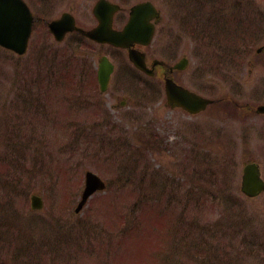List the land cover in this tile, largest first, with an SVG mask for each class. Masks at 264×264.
Returning <instances> with one entry per match:
<instances>
[{
  "label": "rangeland",
  "instance_id": "1",
  "mask_svg": "<svg viewBox=\"0 0 264 264\" xmlns=\"http://www.w3.org/2000/svg\"><path fill=\"white\" fill-rule=\"evenodd\" d=\"M29 1V51L0 47V264H54L55 246L69 264H264V193L240 190L247 160L264 178V0H152L162 12L152 57L186 53L175 78L217 100L196 117L160 111L163 79H147L124 50L75 33L55 41L45 21L71 10L93 26L96 0ZM102 54L115 71L100 94ZM88 169L109 187L75 215ZM34 190L42 211L30 208ZM166 228L178 261L155 255L174 244Z\"/></svg>",
  "mask_w": 264,
  "mask_h": 264
},
{
  "label": "water",
  "instance_id": "2",
  "mask_svg": "<svg viewBox=\"0 0 264 264\" xmlns=\"http://www.w3.org/2000/svg\"><path fill=\"white\" fill-rule=\"evenodd\" d=\"M120 8L119 4L100 0L94 7V13L99 19V24L88 30L76 26L75 17L70 12H64L60 18L52 20L49 26L57 40L60 41L68 31L76 29L91 39L128 47L130 58L134 63L140 68L147 70L143 62V54L130 47L139 40L145 43L147 42L152 33L150 32L151 27L146 24L145 19H147V15L152 16L148 14L151 10L155 11L154 15L156 16L159 15V12L151 2H140L132 7L129 22L122 29H116L113 27V16ZM32 23L33 15L23 0H0L1 44L20 53H24L27 49ZM111 70L112 64L109 63L107 57L104 56L101 61L99 72V80L102 89L107 87ZM166 89L169 103L172 105H181L192 112H197L205 108L211 101L208 98L176 84L171 79L167 80ZM259 111L264 112V104L259 106ZM104 187L105 184L101 178L93 172L88 171L86 174V186L76 210L79 211L84 206L89 196L96 189ZM242 190L250 196H255L264 190V180L261 177L260 165L254 160L244 164ZM41 207V197L37 194H33L32 208L37 209Z\"/></svg>",
  "mask_w": 264,
  "mask_h": 264
},
{
  "label": "flooded vegetation",
  "instance_id": "3",
  "mask_svg": "<svg viewBox=\"0 0 264 264\" xmlns=\"http://www.w3.org/2000/svg\"><path fill=\"white\" fill-rule=\"evenodd\" d=\"M28 3H29V5L32 7V3L29 1V0H26ZM38 2H46V3H44V4H47V3H51V0H38ZM147 50V52H148V50H149V48H147L146 49Z\"/></svg>",
  "mask_w": 264,
  "mask_h": 264
},
{
  "label": "trees",
  "instance_id": "4",
  "mask_svg": "<svg viewBox=\"0 0 264 264\" xmlns=\"http://www.w3.org/2000/svg\"><path fill=\"white\" fill-rule=\"evenodd\" d=\"M144 181H146V180H142V181H140V182H144ZM173 231H175V230H174V229H171V232H170V233H173ZM114 238H115V236H114ZM114 238H113V239H114ZM174 238H175V237H174ZM174 238H173L172 240L175 241V242H177V240H175ZM177 246H178V243H177Z\"/></svg>",
  "mask_w": 264,
  "mask_h": 264
}]
</instances>
